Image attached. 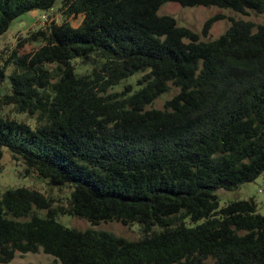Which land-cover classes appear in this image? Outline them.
Returning <instances> with one entry per match:
<instances>
[{"label":"trees","instance_id":"obj_1","mask_svg":"<svg viewBox=\"0 0 264 264\" xmlns=\"http://www.w3.org/2000/svg\"><path fill=\"white\" fill-rule=\"evenodd\" d=\"M58 2L65 18L83 20L31 30L19 46L38 48L9 56L15 69L0 109L13 105L37 124L0 113V146L26 175L71 193L56 205L35 188L0 190V263L43 251L63 264H264L256 199L221 207L217 194L264 172V21L232 18L202 40L159 13L177 2L264 15V0H0V37ZM224 17L209 18L203 36ZM77 59L92 67L78 72ZM137 72L140 89L110 91ZM171 85L178 92L154 107ZM65 212L93 225L139 222L142 235L68 227L57 219Z\"/></svg>","mask_w":264,"mask_h":264},{"label":"rangeland","instance_id":"obj_2","mask_svg":"<svg viewBox=\"0 0 264 264\" xmlns=\"http://www.w3.org/2000/svg\"><path fill=\"white\" fill-rule=\"evenodd\" d=\"M60 2L51 10L44 12L38 10L37 13L29 11L20 17L13 20L8 31L0 37V70H3L5 76L2 77L0 72V98L11 91V78L10 75L15 69V65L10 61L9 56L14 49L23 55L34 52L39 42L30 41L24 43L23 46H19V42L22 37H26L28 32L36 30L41 26L50 24L53 21L63 22L68 21L73 26L77 27L81 24L84 15H71L65 18L63 11L59 9ZM160 14H168L174 16L179 24L184 25L200 34L202 40L216 39L223 34L231 25V19H244L250 20L255 24L262 23L264 21L263 14H257L253 11H249L248 14H242L233 11L228 8H219L216 6H182L177 2H167L159 10ZM217 14H222L225 17L216 20L208 35L203 36L202 30L207 20ZM76 70L78 72L88 71L92 64H82L80 59L74 61ZM141 76V72H137L129 78L123 80L121 83L115 85L110 91H119L126 84L133 85V91L141 88V85L137 82ZM178 92V88L171 85L169 92L163 93L153 104L154 107L163 108L166 100L174 96ZM0 113L4 116H10L20 121H25L31 126H36V119L26 112H19L14 109L13 105H5L0 109ZM2 152L1 164L2 171L0 173V190L4 192L11 187H31L38 189L48 196L53 197L56 201L55 204H65L70 196L71 190L68 187L52 186L46 179L41 177L37 173L30 175L25 174V165L22 161L14 159L5 146L1 147ZM264 172L261 173L255 180L245 182L240 187L233 190L219 189L217 194L219 196L221 207L230 201L249 199L254 197L258 203V211L264 213ZM41 215H45L46 211H40ZM57 219L64 225L79 230L96 229L107 230L117 235L123 236L129 240L138 239L142 235V225L139 222H134L129 225H124L119 220L103 221L99 224L93 225L88 219L74 215L72 213H59ZM188 226H195L196 223L186 220ZM0 264H63L55 256L51 254L40 252H17L15 258L9 263Z\"/></svg>","mask_w":264,"mask_h":264},{"label":"crops","instance_id":"obj_3","mask_svg":"<svg viewBox=\"0 0 264 264\" xmlns=\"http://www.w3.org/2000/svg\"><path fill=\"white\" fill-rule=\"evenodd\" d=\"M33 12L37 13V12H38V10H34Z\"/></svg>","mask_w":264,"mask_h":264}]
</instances>
